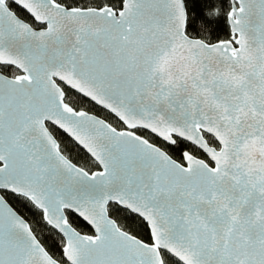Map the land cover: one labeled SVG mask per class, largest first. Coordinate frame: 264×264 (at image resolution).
I'll list each match as a JSON object with an SVG mask.
<instances>
[{"label":"snow or ice","instance_id":"obj_1","mask_svg":"<svg viewBox=\"0 0 264 264\" xmlns=\"http://www.w3.org/2000/svg\"><path fill=\"white\" fill-rule=\"evenodd\" d=\"M193 19L203 36L185 0H0V264H264V0Z\"/></svg>","mask_w":264,"mask_h":264},{"label":"trees","instance_id":"obj_2","mask_svg":"<svg viewBox=\"0 0 264 264\" xmlns=\"http://www.w3.org/2000/svg\"><path fill=\"white\" fill-rule=\"evenodd\" d=\"M68 3H72L73 0H67ZM77 3H85L87 0H76ZM103 2V0H101ZM186 3V10L188 12L189 20L190 22L193 23L194 27L189 29V34L193 37L196 36H203L204 33L200 31V21L199 19H193V17L197 16L198 13H203L206 14L209 11V5H213L217 8L221 7V0H185ZM228 6V0H223V7L224 9H227ZM22 17L25 19H30L27 16H25L23 13H21ZM213 27L216 28V31L213 33V39H223L226 38L227 33H228V24L226 17H220V21L218 25H214ZM13 70L12 69H7L6 74H11ZM78 107H83L86 110H89L91 113L98 115L101 118H109L111 122L116 125L117 121L110 117V115L103 109L99 108L98 106L92 105L90 103H83V104H78ZM68 148V154L73 158L74 162L80 163V164H85V154L83 152H80L79 150L75 149L72 147L70 143L65 142ZM171 154L179 155L178 152H172V149H168ZM88 166L91 167V164L88 163ZM18 208L19 211L23 215H25L28 219H33L32 212L26 211L22 208H19V205H14ZM34 211V210H33ZM113 216L118 218L122 224L126 225H131L137 232H139L141 235H144L143 230L140 227H137L135 223L131 220L125 219L120 213L118 212H113ZM74 226L77 227L79 231L82 233H91L92 231L90 228L85 225L82 221L75 219L73 221ZM39 231V228H38ZM43 237H47L49 234L45 230L42 234ZM51 239L48 240V243H51ZM51 251L59 256L60 253L57 248H52Z\"/></svg>","mask_w":264,"mask_h":264},{"label":"water","instance_id":"obj_3","mask_svg":"<svg viewBox=\"0 0 264 264\" xmlns=\"http://www.w3.org/2000/svg\"><path fill=\"white\" fill-rule=\"evenodd\" d=\"M106 111V110H105ZM81 221V220H80ZM83 222V221H82ZM85 225H87L86 224V222H83ZM89 228H90V230L92 231V229H91V227L89 226V225H87Z\"/></svg>","mask_w":264,"mask_h":264}]
</instances>
